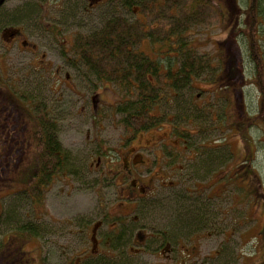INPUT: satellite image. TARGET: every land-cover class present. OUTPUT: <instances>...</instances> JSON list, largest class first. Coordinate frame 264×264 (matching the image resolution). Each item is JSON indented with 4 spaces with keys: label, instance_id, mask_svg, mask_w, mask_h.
Returning <instances> with one entry per match:
<instances>
[{
    "label": "rangeland",
    "instance_id": "rangeland-1",
    "mask_svg": "<svg viewBox=\"0 0 264 264\" xmlns=\"http://www.w3.org/2000/svg\"><path fill=\"white\" fill-rule=\"evenodd\" d=\"M117 1L108 0L101 8V21L86 22L80 31L88 32L100 27ZM216 1L224 9L227 21L211 25L206 28L207 30L190 32L185 36L199 53H210L216 57L214 69L204 74L202 76L204 78L195 80L192 88L179 93V97L174 95L175 100L171 99L172 104L165 101L161 104L162 113L170 115L171 118L177 116L179 121L181 120L179 117L183 116L187 123L183 121L185 125L181 124V127L194 133L190 140L191 144H181V153L178 157L168 161L162 158L163 155L164 158L169 157L166 151L163 150L164 153L160 151L164 149V144L174 146L169 140L171 136L169 122L161 128L137 133L132 142L124 146L125 129L120 117L112 109L120 99L116 88L100 83L93 87L81 79L78 80L73 69L56 70L62 61L61 55L56 52L38 47V52L33 53L22 46L20 49L15 47L6 51L3 46L5 41L0 39V104L3 110H7L8 106L11 109L12 103L7 104L10 97L17 100L14 90L19 95L27 97L22 107L31 112L24 113L19 109L22 121H30L33 116L31 103L41 102L44 105L55 106L56 113L53 115L58 121L60 139L70 153L71 160L70 174L58 176L43 199L41 207L46 208L47 213L40 211L41 215L36 216V222L41 225V229L43 226L48 230V234L44 235L47 241L42 243L43 251L35 239L28 237L21 238L23 241L13 239L15 233L7 231L14 228L15 224L0 223V240L3 239L6 243H19L24 257L27 258L22 264H43L40 260L42 253L48 255L44 264H62L65 261L64 255L71 259L83 254L82 250L89 252L92 245L91 230L97 221H102L108 213L114 217L121 212L132 211L131 207L119 206V203L129 205L135 203L121 195L125 190L123 185L127 181L123 182L118 176L110 174V171L120 172L127 153L132 155L134 164L146 161L148 169L144 166L137 169L136 178L141 180V185L157 192L154 194L155 199L147 201L152 203L153 207H146V210L140 207L130 219H125L131 221L135 215L138 216L140 221L138 225H141L146 233L151 234L152 239H146L147 244L144 245L145 242L142 243L137 238L141 246L135 244L134 237L138 234L135 230L130 240L119 247V251L126 250L123 261L129 264H264V124H261L264 122L255 116L259 111L261 89L258 88L259 82L254 76L253 62L248 56L251 53L249 38L238 37L239 48L235 43L238 31L241 28L245 29L242 22L245 23L247 19L239 15L246 11L248 1H232L230 9L229 0ZM19 2L21 0H13L8 7L14 8ZM117 12L128 15L126 10L119 7ZM29 25L28 20L23 24L25 29ZM74 29L77 30L76 27ZM26 32L28 35L24 32L22 39L36 46L45 44L34 37V33ZM257 39L260 40L257 53L263 54L264 33L257 35ZM146 51L151 53L149 47ZM229 56L233 58V64L229 63ZM43 66H46V70ZM231 67L236 70L235 80L232 81H230L232 74L229 73ZM239 71L245 72L246 76H243V79L238 74ZM68 74L76 77V80L69 78V87L63 86ZM215 75L216 78L219 77L217 82L212 80L215 79ZM95 96L102 100L98 102L99 113H94L93 110ZM199 113L201 115L195 116ZM209 113H214L218 117L214 120ZM11 115L13 114L1 113L0 124L3 125L4 120ZM15 117L7 120V125L14 132L22 125ZM255 121L256 123H253ZM222 123L223 125L225 123L223 127ZM3 130L6 132V126ZM30 136L26 137L29 143L26 141V146L21 151L19 167L10 177L6 175V178L10 179L8 182L0 185V216L2 212L11 210L13 205L16 210L19 208L18 215L22 220L31 221L34 215L30 200L23 198L22 194L7 197L26 185L19 177L33 162L36 142L33 136L29 138ZM207 141L224 147L221 152L224 151L229 158L225 161V166L221 163L219 168L224 166L221 173L205 184L207 177L202 178L193 174L191 169L201 168V162L205 160L202 156L217 155L215 151H203L200 148ZM1 144L0 141V148ZM14 149L15 144L7 145L1 164L8 159L12 161ZM194 154L201 156L190 160L194 158ZM173 155H176L175 152ZM217 156L220 157L221 154ZM167 162L173 164L171 167L176 170L174 174L163 170ZM220 176H225L221 183ZM18 178L21 182L16 181ZM168 181L178 185L175 188L177 192L163 190V195L175 194L183 205L176 207L172 204L166 208V211L171 209L172 214L177 210L173 223L179 217L181 220L192 217V211L200 209V205L205 212L207 208L213 206L216 208L219 205L223 207L224 212L226 211V217L223 219L221 214L216 215V220L210 227V216L205 217L204 214L203 221L189 230L182 231L184 228L182 227L173 231L170 223L165 224L162 217L165 212L160 211L158 202V196L162 197L158 193V190L162 189L161 183ZM222 185H225L226 193L223 194V200H219L213 195L221 193ZM118 193L121 195L120 200ZM207 195L215 201L208 200ZM184 209L191 210V213ZM214 228L216 232L213 233ZM107 229L108 225L105 223L99 229L98 237H107ZM196 229L200 234L194 236L197 242L192 244L189 235L197 232ZM224 233L228 234L223 244ZM165 240L170 247L164 250ZM180 240L184 241L181 245ZM185 246H193L192 252L197 258L183 259L179 251ZM101 249L105 250L103 244ZM139 249L140 251H136Z\"/></svg>",
    "mask_w": 264,
    "mask_h": 264
},
{
    "label": "trees",
    "instance_id": "trees-1",
    "mask_svg": "<svg viewBox=\"0 0 264 264\" xmlns=\"http://www.w3.org/2000/svg\"><path fill=\"white\" fill-rule=\"evenodd\" d=\"M232 1L235 0L228 1V9L231 8ZM247 1L246 11L239 15L241 17L243 15L247 19L244 20L245 23L242 22L245 29L241 28L238 31L235 43L239 48L238 37L249 38L251 53L248 56L253 62L254 76L259 82L258 88L261 89V99L258 102L259 111L255 116L256 119H262L264 122V51L263 54L257 53V45L260 46L257 35L264 33V0ZM112 7H110L111 12L103 19L102 25L91 31L79 33L73 41V53L63 56L68 61L76 60L85 65L80 68V72L86 80L91 82L93 87L97 86L94 84L97 81L100 84H109L119 91L120 99L112 109L120 117L125 129L124 146L131 143L137 133L160 128L169 122L171 126L169 140L176 144H174L175 147L164 144L163 150L169 156L164 159L167 161L176 159L181 153V144H191L190 140L194 133L190 129L181 127V124H184L183 121L187 123L183 116L179 117L181 119L179 121L177 116L171 118L170 115L162 113L161 104L163 101L172 104L171 99L175 100L174 95L179 97V93L192 88L195 80L204 78L202 77L204 74L214 69L216 57L210 53H199L198 49L185 39V36L190 32L207 30L206 28L211 25L215 26L227 21L224 9L216 0H118ZM117 7L126 10L128 15L117 12ZM19 14L24 17L31 13L25 10ZM8 18L0 10V24ZM237 24L239 26L240 22ZM148 47L151 53L146 51ZM218 61L221 64L220 59ZM233 62V58L229 56V63L233 64ZM230 71L229 73L232 74L230 81L235 80L236 70L231 67ZM238 74L242 79L243 76H246L244 71L242 73L239 71ZM216 77L215 75V79H212L213 82L218 81L219 77ZM14 94L17 100L10 97L7 104L12 103L11 109L8 106L7 110L19 112L20 109L24 113H31L22 107V103L27 97L19 95L15 91ZM29 101H27L28 104ZM30 106L33 112L30 121H22L23 119L21 120L20 117L22 113H11L13 115L4 120L3 125L0 124V141L2 142L0 185L8 182L10 179H7L6 175L10 177L19 167L18 160L21 151L26 146V141L29 143L26 137L31 134L29 138L33 136L36 142L33 162L19 177L22 178V182H26V185L7 197H16L18 194H22L23 198L30 200L35 216L31 217V221L22 220L18 215L19 208L16 210L13 205L11 210L2 212L0 223L15 224L14 228L7 231L15 233L13 239L19 241L26 237L35 239L43 251L42 243L47 241L44 235L48 234V230L43 226L41 229V225L36 220L38 215H41L40 211L47 213L46 208L43 209L41 206L51 184L58 176H64L65 173L70 174L71 160L70 153L65 149L60 139L58 121L53 113H50L46 105L42 103H31ZM2 111L4 110L0 104V115L3 113ZM209 114L214 120L218 117L214 113ZM199 115L201 114L195 116ZM12 116L22 124L16 128L15 132L7 125V120L12 119ZM224 125L222 123V127ZM4 126H6V132L3 130ZM31 126L34 127L31 128ZM19 129L20 131H18ZM32 129L34 130L32 131ZM14 134L16 135L14 136ZM11 143L15 144L13 151L15 155H12V161L8 159L1 164L7 145ZM215 144L207 141L200 148L203 151H215L217 155L221 154V156L214 154L202 156L205 160H202L201 168L191 169L193 174L208 177L212 168H218L220 163L225 165L229 156L224 154V151L221 152L224 147H218ZM174 152L176 155H173ZM196 156L201 155L194 154V158H190V160L196 159ZM202 170H204L203 174ZM19 178L16 181H19ZM179 204L183 206L181 201ZM143 206L144 204H141L139 208ZM184 210L191 213V210ZM168 211L171 213V209ZM194 211H192V217L184 220L179 217L177 221L172 222L171 229L177 231V228L184 227L182 230L184 231L201 223L204 218L202 209ZM125 219L121 215L114 217L109 213L105 215L102 219L103 225L107 223V225L116 224L117 226L114 230L107 229V237H101L105 250L101 249L96 257L92 256L91 258H88L87 255L91 249L89 252L82 250L84 253L76 258L67 259V255H64L65 261L62 264H129L127 261H123L126 250L119 251V247L130 240L137 228L136 224H132L134 219L129 220L130 222ZM124 226L129 227L125 228ZM97 229L95 227L91 230V248L98 244L99 232L96 231ZM49 233L51 234V232ZM24 256L19 243H6L3 239L0 240V264H22L27 260ZM47 258V253L44 255L42 253L40 260L44 264Z\"/></svg>",
    "mask_w": 264,
    "mask_h": 264
},
{
    "label": "flooded vegetation",
    "instance_id": "flooded-vegetation-1",
    "mask_svg": "<svg viewBox=\"0 0 264 264\" xmlns=\"http://www.w3.org/2000/svg\"><path fill=\"white\" fill-rule=\"evenodd\" d=\"M12 1L13 0H2L0 3V10H2L3 13L9 17L7 20L3 21L0 24V35H1L0 39H3L5 41L3 46L5 47L6 51L13 49L15 47H18L20 49V47L22 46L26 50H30L33 53L38 52V47L39 49L40 47H43L47 51L56 52L59 55H61L60 58L62 60L58 68H56V70L57 69L61 70L64 68L69 69V70L73 69L76 71V73L74 74L76 75L78 80L81 79L85 83L91 84V82L89 80H86L83 77L82 73L80 72L81 70L80 68L85 65L82 62H79L76 60L68 61L67 59H65L63 55H69L73 53L74 38L79 33H84V31H80L81 29L84 28V23L101 21V8L103 5L106 4L108 0H21V2L18 3L19 4L18 6L14 8L8 7ZM9 8H11L12 10ZM25 10L29 11L31 14H26L29 16H24V17L20 16L19 13ZM37 11H40V12L37 13ZM27 20L30 22V25L25 29L23 24ZM75 27L77 28L76 31L74 29ZM26 31H29L30 33H34V37L41 40L45 44L43 46H40V44L36 46L30 43V41L26 39H22L24 32L25 34H27ZM46 66H43L45 70H46L45 68ZM76 77L73 76L72 74H68L67 75L68 79L65 78L63 86L69 87V83H70L69 78L76 80ZM94 84L97 85L99 83L95 81ZM100 101L102 100L101 99L98 100L95 96V105L93 108L94 113H99L98 102ZM46 107L48 108L50 113H56L55 106L48 104L46 105ZM2 112L3 113H19V112L12 111V110H4ZM170 129H171V126H170ZM149 130H152V129H149ZM170 134H171V131H170ZM162 143H161L160 148H162ZM173 144H176V142L173 141ZM160 152L162 153L163 149H161ZM162 158L164 160V155L162 156ZM124 160H125L124 166L120 170L115 168V170H119L120 172L113 173L112 171H110V174L113 175L114 177L115 175L118 176L119 178H121V181L123 182L127 181V183L123 185L125 190L123 194L121 193V195H125L124 197L132 199L135 203L133 205L119 203V206L131 207L132 211L131 212H121V214H118V215H121L127 218V217H132V215L136 213L135 210H137L141 204H144L143 207L145 210H146V207L149 208L150 206H152L153 204L147 203V201H151L155 199L156 196L154 194L157 191L153 192L148 187L141 185L142 184L141 180L136 178V176H138L137 169L141 168L142 166L148 169V165L146 164V161L134 164L132 160V155L130 153L125 154ZM105 164L106 163H104V166ZM220 165L221 163L218 164V168L216 167V168L211 169L210 171L211 173L206 178L205 184L209 183L211 179H213L217 174L221 173L225 165L223 166V168H219ZM163 170L167 172H171L172 174L176 172V170L171 167V164H165V167ZM203 173H204V170H202V174ZM219 178H220L219 181L221 183L224 180L225 176H220ZM167 180H170V179H167ZM177 186L178 185H176V183H173V182L171 183L170 181H168V183L162 182L161 183L162 189L158 190V193L162 195L161 198L158 196V202L160 206V211L165 212V214L162 215L163 219L165 220V224L167 223L171 224L175 220L176 213H177V210H176L174 214H172L168 210L166 211V208H168V206L172 204L178 207L180 205L179 201H181V199H179L178 196H176L175 194L163 195V190H168V192L171 191L170 193H175L177 192L175 189ZM224 188H225V185H222L221 193L219 192L220 194L217 193L213 196L219 200H223V194L226 193ZM121 195H119L118 193V200L121 199ZM207 199L208 200L211 199L210 195H207ZM210 201H215V200L214 198H212ZM201 209L203 213L206 215L205 217L210 216V219H211L210 227L213 224V222L216 220V215L221 214L224 219V217H226V214H227L226 211L224 212L223 207H220L219 205L216 208H214V206L212 208H207L206 212H205V209L202 208V206H201ZM139 223H140L139 217L135 215L134 221L132 222V224L134 225L136 224V228H137L136 230L138 234L136 235V238H134V241H135V244L141 246V244L138 243L137 238H139L142 241V243H144L146 239L151 240L152 236L151 234L146 233L145 229L141 228L142 227L141 225L140 226L138 225ZM102 226H103V222L100 220V221H97L93 225V228L96 227L98 228L96 231H99V229ZM108 226H109L108 228L109 231L111 229L114 230L117 227L116 224L108 225ZM214 232H216V228H214L213 233ZM199 234L200 232H198V230L197 232L191 233L189 235L190 236L189 241L192 242V244L194 242H197V239L194 236L197 237ZM227 234L228 233H224L225 236L223 238L224 240L223 244L226 241ZM211 236H213L212 233H211ZM182 243H184V241H182L180 245ZM102 244H103L102 238H98V244H96L94 248L93 247L91 248V252L87 254L88 258H91L92 256L96 257L98 255L97 253H99L102 248ZM146 244L147 243L145 242L144 245ZM163 244H164V250L170 247V244L166 240L164 241ZM192 248L193 246L192 247L185 246L182 251H179V254L183 255L182 256L183 259H192L195 257L197 258V256L193 254ZM132 250H135V249H132ZM136 251H140V249ZM41 256L42 254L40 255V257ZM198 264H201V263H198Z\"/></svg>",
    "mask_w": 264,
    "mask_h": 264
}]
</instances>
